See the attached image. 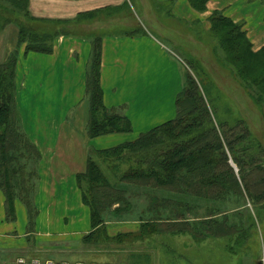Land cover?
<instances>
[{
    "label": "crops",
    "instance_id": "crops-1",
    "mask_svg": "<svg viewBox=\"0 0 264 264\" xmlns=\"http://www.w3.org/2000/svg\"><path fill=\"white\" fill-rule=\"evenodd\" d=\"M126 1L133 8L139 6V0L28 2L30 14L35 19L42 20L37 22L45 29L61 30V25L77 22L73 28L78 32L60 33L54 37L52 52L25 53V43L17 49L16 103L23 129L41 156L38 186L33 197L38 209L33 230L29 229L28 211L21 198L16 197L14 200L15 215L7 217V197L0 190V228H3L0 236L9 248L18 247L22 251L32 247L45 251L52 249L62 256L77 248L82 237L92 229L91 208L84 202L78 179V175L86 171L88 159L97 157L103 161L99 151L135 141L142 133L177 115V99L184 88L187 64L183 60L182 64L179 62L180 58L160 41L153 33L154 30L141 22H134V30L141 29L146 30L145 32H108L111 30L109 28L107 33L102 31L105 33L101 34L99 30L91 29L90 22L93 18L99 21L108 19L111 16L110 9L119 10L125 6ZM154 1L166 6L165 13L174 16L175 25L177 18L191 38L192 30L200 33L211 31L210 15L215 10H221L234 22L245 21L243 28L254 50L264 46V2L210 0L207 9L200 12L191 6L189 0H173L171 4L170 0ZM134 11L133 14H138L137 9ZM123 25L122 19L119 27ZM95 31L96 35L102 37L103 104L129 118L132 129L92 137L88 132L91 105L87 97V75L93 47V38L89 34ZM18 37L19 27L15 22L8 23L0 30V63L5 62L16 50ZM155 51L162 55L159 64H153L151 59ZM222 57L224 58L223 54ZM41 71L42 111L33 110L29 104L30 101H35V88L39 89L38 93L41 91ZM116 185L124 190L125 185L133 184ZM192 198L194 197L191 196L185 202L191 203ZM118 205L119 203L113 208ZM182 207L189 210L185 203ZM11 219L18 220L20 225L16 228L3 226L10 224ZM139 221H130L123 216L121 220L107 221V230L111 233H126L127 229L131 232L136 229L138 233L141 228V223L137 224ZM181 234H190L198 241L195 242L198 246H201V240L207 238H195L191 233ZM30 235L32 237H28Z\"/></svg>",
    "mask_w": 264,
    "mask_h": 264
},
{
    "label": "trees",
    "instance_id": "trees-1",
    "mask_svg": "<svg viewBox=\"0 0 264 264\" xmlns=\"http://www.w3.org/2000/svg\"><path fill=\"white\" fill-rule=\"evenodd\" d=\"M208 1L210 0H189L191 6L200 12L207 9ZM28 2L29 0H0V30L11 22L19 27L16 50L5 62L0 63V187L4 189L7 197V217L15 215L14 200L19 197L27 207L29 229L33 230L38 215L31 193L33 188L30 189L24 182L21 191V187L13 181V174L16 173L12 172L15 170H10L12 162L21 157H30L32 152L39 158L37 148L21 127L16 104L17 49L25 43V53L52 52L54 37L60 33L76 34L78 31L68 26L71 23L68 22L61 25V30L47 32L37 22L42 20L35 19L30 14ZM129 8L131 4L126 1L119 11L124 12ZM210 22L212 33L226 52V59L237 67L247 82L246 85L256 86L264 92V46L254 52L242 26L224 15L221 10L213 11ZM71 25L74 27L77 22ZM89 36L93 38L87 75V92L91 105L89 135L93 137L129 131L132 129L129 118L103 104L102 37L95 32ZM255 60L262 61L263 66H256ZM197 61L189 58L186 62L184 88L177 99V115L174 119L142 133L135 141L101 150L99 153L105 162H112L111 166L115 164L114 160L125 162L137 157L138 160L121 173L118 180L163 191V194H174L180 201L184 195L200 199L198 201L205 198L221 200L232 192L244 196L246 191L253 200L259 202L264 199V146L251 141L252 132L245 121L238 120L234 124L228 121L218 123L215 110L211 107L208 88L198 79L195 64H198ZM198 67L197 71H200L201 68ZM254 100L257 102L256 97ZM258 100L264 102V96H258ZM149 150L155 153L147 158L146 152ZM231 159L237 167L232 164ZM27 164L22 162L16 169H22ZM78 179L84 202L91 208V224L96 231L105 222V211L117 203L119 205L113 209L118 213L121 211L125 192L117 187L116 182L111 183L108 180L101 166L92 157L88 159L86 171L79 174ZM163 198L161 200L165 203L164 207L172 203L170 198ZM182 202L177 203L178 207H169L182 209ZM129 205L127 203V207ZM155 205L159 207L158 203ZM219 213V210L212 209L200 223H194L186 219L182 209V213H178L175 220L158 218L144 222L141 231L149 230L152 234L191 233L195 238H204L207 235L224 237L229 235L228 230L232 229V224L215 218ZM93 234L94 232L88 233L84 239H91Z\"/></svg>",
    "mask_w": 264,
    "mask_h": 264
},
{
    "label": "rangeland",
    "instance_id": "rangeland-1",
    "mask_svg": "<svg viewBox=\"0 0 264 264\" xmlns=\"http://www.w3.org/2000/svg\"><path fill=\"white\" fill-rule=\"evenodd\" d=\"M259 1L264 2V0ZM169 2L171 4L173 0ZM162 5L154 0H139V6L133 8L131 5V8L126 9L124 12H120L118 9H110L111 16L106 20L99 21L93 18L90 26L91 29L99 30L101 34H104L109 28L111 30L108 32L127 33L136 28L134 22H141L144 23L145 27L154 30L153 33L160 41L177 58H180V63L182 60L186 63L189 58H192L190 55L192 54L193 57L199 60L198 64L195 63L198 79L203 86L208 88L211 107L215 110L218 123L228 121L234 124L238 120H243L252 132L251 141L254 144L264 146V102L258 100V96H264V92L256 86L246 85L247 82L238 72L237 67L226 59V52L212 31L200 33L192 30V38L189 37L185 27L178 23L177 18V25H175L174 16L165 13L166 6ZM134 9L138 10V14L132 13L135 12ZM122 19L124 25L119 27ZM236 22L244 30L243 23L245 21ZM50 25L54 24L50 23ZM70 27L73 28L72 25ZM47 30H49L47 32H52L51 28ZM145 31L142 30V32ZM245 33L250 41L246 31ZM250 44L254 52H258L263 47L254 50L251 41L249 46ZM221 54L224 58H221ZM161 58L162 55L158 51H155L151 56L154 61L153 64H159ZM219 59L221 60L219 61ZM209 60L214 62H207ZM254 64L260 67L263 66L262 61L257 62L255 60ZM197 67L201 68L200 71H197ZM39 75L41 91L38 93L39 89L35 88L37 91L33 95L35 101H30L29 104L33 110L39 109L42 111V71ZM182 87L183 84L180 89ZM17 91L18 88L16 93ZM87 97L89 99L88 92ZM254 97H256L257 102ZM20 118L21 127L23 128L21 114ZM42 119L44 120L43 117ZM34 147H36L35 144ZM146 153V157L149 158L155 151L149 150ZM38 154V159L33 152L30 157L19 158L18 161L11 163L10 169L15 170L12 174L16 173L13 174L14 183L19 185L22 191L25 182L26 185L30 186V189L33 188L31 192L33 197L37 191L39 179L38 164L41 156L39 150ZM96 158L94 160L101 166L108 180L111 183L116 182V184H125L120 183L118 180L120 174L138 160L135 156L130 161L125 162L114 160L115 164L111 166L110 163L112 162H105ZM22 162H27V166L17 170L16 168L20 167L19 164H22ZM231 162L236 166L232 159ZM125 187L126 189H122L125 193L121 201L120 214L113 209L114 206L105 211L103 213L105 222L96 231L92 228L89 232H94L93 239L82 237V242L77 248L66 252L67 255L62 256L57 254L56 251H52V249L45 251L38 247H32L22 251L18 247L9 248L7 242H4L0 236V264H19L18 259L21 257L26 258L28 263L37 261L34 264H264V199L256 202V199L253 200L251 195L245 191L244 196L232 192L221 200L205 198L198 201L200 199L194 197L191 199V203L187 204L185 201L191 195H184L182 201L189 206L187 208L189 210L183 207L180 208L185 212L184 216L187 220L200 223L202 219L208 216V212L215 209L220 211L215 218L227 220L229 224H232V229L228 230L229 235L224 237L207 235L206 239L200 241L201 246H198L195 244L198 241L194 240L190 234L180 233L176 235L157 232L152 234L149 230L141 231L144 222L158 218L175 220L178 213H182V209L169 207L177 206V203L182 202L178 200L176 195L163 194V191L135 185H125ZM0 190L4 191L1 187ZM16 191L19 193L17 189ZM156 197L160 200L158 201ZM163 197L170 198L172 203L164 207L165 203L161 200L164 199ZM183 202L182 204H184ZM127 203L130 204L128 207ZM156 203L159 207L155 205ZM123 216L128 217L130 221L140 220L137 223H141L140 231L137 233L136 229L135 232L127 229L126 233H119L120 231L116 233L108 232L107 221L121 220ZM16 219H11L10 224L3 226L16 228L20 225V222ZM2 229L0 228V230ZM28 237H32V235Z\"/></svg>",
    "mask_w": 264,
    "mask_h": 264
},
{
    "label": "built area",
    "instance_id": "built-area-1",
    "mask_svg": "<svg viewBox=\"0 0 264 264\" xmlns=\"http://www.w3.org/2000/svg\"><path fill=\"white\" fill-rule=\"evenodd\" d=\"M18 263H19V264H22V263H23V264H24V263H25V264H34V263H37V261H36V262L34 261V262H31V263H28V261H27L26 258L21 257V258L18 259ZM64 264H68V263H64ZM69 264H70V263H69Z\"/></svg>",
    "mask_w": 264,
    "mask_h": 264
}]
</instances>
